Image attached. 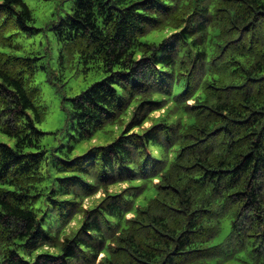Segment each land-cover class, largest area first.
<instances>
[{
  "label": "trees",
  "instance_id": "trees-1",
  "mask_svg": "<svg viewBox=\"0 0 264 264\" xmlns=\"http://www.w3.org/2000/svg\"><path fill=\"white\" fill-rule=\"evenodd\" d=\"M33 23L0 0V48ZM51 30L104 73L70 99L71 141L120 132L48 154L46 67L0 50V264H264V0H72Z\"/></svg>",
  "mask_w": 264,
  "mask_h": 264
},
{
  "label": "rangeland",
  "instance_id": "rangeland-1",
  "mask_svg": "<svg viewBox=\"0 0 264 264\" xmlns=\"http://www.w3.org/2000/svg\"><path fill=\"white\" fill-rule=\"evenodd\" d=\"M33 14V26L38 32L31 36L21 34L14 39L15 46L20 49L0 48L5 52L14 53L17 56L37 57L38 65L45 66L46 69L38 70L30 83L36 91L35 102L43 109L44 118L38 125L39 130L46 133L41 144L48 154L52 150L69 141L74 146L73 157L79 156L88 149L97 145L106 144L112 141L120 132L113 130L112 134L105 136L103 133L97 135L93 141L75 142L71 141L73 130L69 121L70 99L75 98L85 91L90 85L100 81L104 77L102 69L98 65H85L79 59L71 46L60 43L54 37L51 30L53 22L65 17L71 12L72 0H25ZM161 33H152L145 40H161ZM61 55L63 65H60ZM63 75V78L55 79V75ZM162 111L155 112L154 117H158ZM147 122L144 127H148ZM110 129H108L109 131ZM0 142L13 145V141L0 133ZM48 167L44 168V172ZM47 174V173H46ZM50 179L56 177V173L50 169L48 171ZM126 185H121L124 188ZM113 190L120 187L111 188ZM110 189V190H111ZM101 192L94 197L84 201L83 207L87 208L92 203L98 202ZM145 205V201L141 202ZM74 222L70 224L74 227Z\"/></svg>",
  "mask_w": 264,
  "mask_h": 264
}]
</instances>
